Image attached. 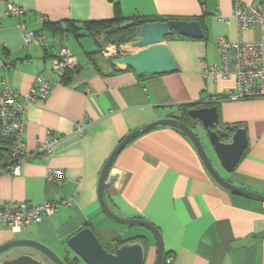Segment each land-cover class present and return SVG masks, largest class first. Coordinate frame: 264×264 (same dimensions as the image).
Returning <instances> with one entry per match:
<instances>
[{"label": "crops", "instance_id": "crops-1", "mask_svg": "<svg viewBox=\"0 0 264 264\" xmlns=\"http://www.w3.org/2000/svg\"><path fill=\"white\" fill-rule=\"evenodd\" d=\"M7 2L20 6L23 14L6 13ZM232 5L233 0H0V58L11 65L6 70L0 67V81L6 78L19 92L20 100L36 83L39 73L50 83L47 97L29 104L25 111L22 139L27 156L19 174L0 170V205L7 201H70L52 216L22 226L19 231L0 224V245L14 239H32L66 257L68 264H85L66 241L89 227L106 250L117 238L141 241L146 247L145 260L153 264L156 249L150 233L117 223L101 210L97 198L100 172L129 132L160 118L179 117V106L199 104L232 87L231 79L212 80L200 75L203 65L220 62L218 37L247 41L259 37L258 26L237 31ZM115 17L124 18L122 23L131 17L144 23L196 20L203 37L166 36L164 43L177 65L174 71L140 77L125 68L111 73L112 58L141 50L129 45L138 35L118 45L120 54L106 57L102 54L104 47L116 44L106 43L96 53L94 39L80 27L85 21ZM67 21L75 23V30L67 31ZM47 22H57L58 26H48ZM21 24L28 31H44L49 36L47 47L24 44ZM61 46L79 61L64 85L56 83L58 78L51 68ZM217 100L194 107L216 106V129L242 126L248 142L232 171L223 169L210 148L208 156L227 181L264 195V98ZM83 119L84 131L77 132L76 124ZM195 128L200 129L197 134L204 139L201 141L206 150V133L199 122H194ZM46 129H52L57 139L49 155L35 151ZM48 168L62 169L64 179L48 182ZM106 179L109 185L103 196L108 207L119 216L154 224L162 238L163 255L171 259L169 264H264V200L217 184L193 144L176 128L160 125L132 139L117 154ZM22 253L42 259L35 249L20 246L1 253L0 264Z\"/></svg>", "mask_w": 264, "mask_h": 264}, {"label": "water", "instance_id": "water-1", "mask_svg": "<svg viewBox=\"0 0 264 264\" xmlns=\"http://www.w3.org/2000/svg\"><path fill=\"white\" fill-rule=\"evenodd\" d=\"M173 31L177 34L202 38L203 32L196 20L184 21L170 19L144 23L137 32L138 38L129 43L132 48H140L136 52H127L110 60L111 64L120 69H131L136 76L144 74H162L177 69L176 62L166 47V36ZM192 119H197L200 127L205 131L207 141L217 160L225 171H232L247 146V136L244 127L236 128L228 138L223 140L216 129L218 113L216 106H200L190 108L187 112ZM160 125L174 127L184 133L193 144L202 164L210 177L221 187L234 193L264 200V195L257 194L227 181L214 167L202 141L194 128L175 117H165L149 122L123 137L106 159L98 180L97 198L103 213L111 220L125 225H139L145 227L152 234L156 249L154 264H162L163 244L160 232L154 224L141 218H125L115 214L106 204L103 192L108 187L107 175L120 150L138 135ZM66 245L85 264H144L146 247L141 241H126L108 252L99 242L93 230L85 227L70 236ZM29 246L42 255L38 259L33 255L22 253L13 258H5L2 264H68L66 257H61L45 244L32 239H14L0 245V254L15 247Z\"/></svg>", "mask_w": 264, "mask_h": 264}, {"label": "built area", "instance_id": "built-area-1", "mask_svg": "<svg viewBox=\"0 0 264 264\" xmlns=\"http://www.w3.org/2000/svg\"><path fill=\"white\" fill-rule=\"evenodd\" d=\"M23 9L10 2L6 3V13L22 15ZM232 18L235 21L237 31L258 26L259 37L252 40H230L227 37L217 38V46L220 62L213 65H203L200 70L202 78L210 77L212 80L231 79L232 87L223 93L211 95L204 101H216L217 99L239 100L245 98H264V0L255 3H243L241 0H233ZM220 19L223 18L220 16ZM23 28V24H21ZM24 44H40L43 48L48 45L49 36L44 31L22 30ZM121 53L120 46L106 45L102 54L113 57ZM78 63L77 56L66 46L58 49L57 55L52 60L51 68L57 75L56 83L64 85L67 72ZM10 62L0 59V67L8 69ZM36 83L27 94H20L12 89L6 78L0 81V130L3 136L11 138L12 152L11 164L7 170L12 175H18L20 164L26 159L27 153L22 139L25 132V111L29 104L47 97L50 90L49 81L39 73L35 76ZM84 119L76 124V131H84ZM57 139L53 136L52 129H46L45 137L37 142L36 152L49 155ZM46 180L51 183L61 182L64 171L60 168H48L45 173ZM68 199L44 201L40 204L20 203L7 201L0 205V224H5L12 231H19L22 226L38 222L44 217L55 214L61 205H69ZM170 258L166 259L169 263Z\"/></svg>", "mask_w": 264, "mask_h": 264}, {"label": "trees", "instance_id": "trees-1", "mask_svg": "<svg viewBox=\"0 0 264 264\" xmlns=\"http://www.w3.org/2000/svg\"><path fill=\"white\" fill-rule=\"evenodd\" d=\"M123 19L124 18L115 17L111 20H106V21H85L81 23L80 28L84 30L86 35L94 39L96 46L98 47L97 52L96 51L95 52L100 53L101 47L106 43H115L118 46L121 43H126L134 39L137 34L138 26L144 23L143 20L139 18H134V17L127 18L125 19L126 23H122V21H124ZM165 19H168V18H161V20H165ZM46 24L48 26H53V27L58 26L57 22H47ZM66 26H67V31L75 30L74 28L77 27L74 22H70V21L66 22ZM59 28L61 27L59 26ZM39 31H42V30H39ZM171 36H175L177 38L184 37L182 35L177 34L175 31H173L172 34H170V36L168 37H171ZM78 64H79V61L73 69L67 72L66 74L67 77L65 78L64 84L66 83V80L69 78V76L73 74ZM109 67L111 69L110 71L111 73H115L116 71H118V67L113 64H110V62H109ZM126 69H129V68H126ZM214 102L215 101H204V99H202V102H200L199 104L209 105ZM199 104L181 105L179 106L180 116L179 117L172 116V117H175L179 119L180 121L186 123L190 127L194 128V122H199V121L197 119L194 120L190 118L187 112L190 108L196 105H199ZM238 127L239 126H237L236 124L232 126H226L224 129L218 131V133L221 136V138L225 140V139H228L231 133ZM11 152H12L11 138L3 136L0 130V170H7V167L9 166V164H11V161H12ZM125 241L126 240L124 239L117 238L112 242L110 246L107 247V250L112 252L117 246H119ZM162 264H169L166 262V258L164 256H163Z\"/></svg>", "mask_w": 264, "mask_h": 264}, {"label": "rangeland", "instance_id": "rangeland-1", "mask_svg": "<svg viewBox=\"0 0 264 264\" xmlns=\"http://www.w3.org/2000/svg\"><path fill=\"white\" fill-rule=\"evenodd\" d=\"M195 132L196 133H199L200 132V129L198 130L197 128H195ZM203 134H204V132H203ZM203 136V135H202ZM201 138V137H200ZM202 141L204 140V139H201ZM207 145H208V148L206 149V152H207V154H208V150H209V148H210V145H209V143H208V141H207V143H206ZM211 149V148H210ZM130 228H133V229H136V230H140L141 232H148V233H150L145 227H143V226H138V225H132ZM150 235L152 236V234L150 233ZM152 240H153V236H152ZM154 241V240H153ZM155 261V260H154ZM144 264H149V261H147V260H145V263ZM153 264H154V262H153Z\"/></svg>", "mask_w": 264, "mask_h": 264}]
</instances>
